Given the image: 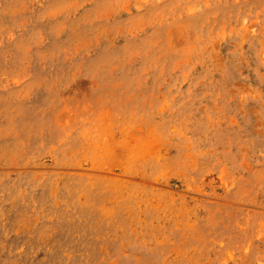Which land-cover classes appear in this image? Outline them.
<instances>
[{
  "label": "rangeland",
  "instance_id": "obj_1",
  "mask_svg": "<svg viewBox=\"0 0 264 264\" xmlns=\"http://www.w3.org/2000/svg\"><path fill=\"white\" fill-rule=\"evenodd\" d=\"M0 264H264V0H0Z\"/></svg>",
  "mask_w": 264,
  "mask_h": 264
},
{
  "label": "bare ground",
  "instance_id": "obj_2",
  "mask_svg": "<svg viewBox=\"0 0 264 264\" xmlns=\"http://www.w3.org/2000/svg\"><path fill=\"white\" fill-rule=\"evenodd\" d=\"M155 151V150H154ZM132 152H133V150H132ZM137 152H139V151H137ZM104 153V152H103ZM105 154V153H104ZM143 154H144V152H143ZM137 155V154H136ZM140 155V154H139ZM138 156V155H137ZM137 156H136V158H137ZM143 156V155H142ZM148 156V155H147ZM113 157V156H112ZM127 158V157H126ZM139 158V157H138ZM145 158H146V156H145ZM130 159V158H129ZM143 159V158H142ZM107 160V159H106ZM125 160V159H124ZM136 160V159H135ZM139 160H141V159H139ZM99 161H100V159H99ZM111 162H114V161H112V160H110ZM126 162H128L127 160H125ZM132 161H133V159H132ZM146 161V160H145ZM96 162V161H95ZM139 162V161H138ZM121 163H122V160H121ZM134 163V162H133ZM130 165V164H129ZM128 165V166H129ZM127 167V166H126Z\"/></svg>",
  "mask_w": 264,
  "mask_h": 264
}]
</instances>
